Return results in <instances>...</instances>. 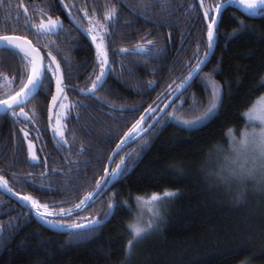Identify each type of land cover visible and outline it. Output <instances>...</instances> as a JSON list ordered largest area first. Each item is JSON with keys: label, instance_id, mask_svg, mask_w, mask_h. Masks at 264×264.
Masks as SVG:
<instances>
[{"label": "trees", "instance_id": "obj_1", "mask_svg": "<svg viewBox=\"0 0 264 264\" xmlns=\"http://www.w3.org/2000/svg\"><path fill=\"white\" fill-rule=\"evenodd\" d=\"M183 1H187V12L179 8ZM192 1L150 0L139 4L140 13L145 16L140 26L146 31L152 30L147 39L155 43L150 53L128 57L120 53L121 46L132 44L136 39L143 41L149 33L123 31L117 37L113 34L110 39L105 37L108 72L113 67L111 75L119 80H109L98 92L106 104L92 96H82V105L67 119L68 143L60 145L63 154L60 169L44 178L45 186L52 189H39L25 180L23 175L29 171L24 167H31V163L20 156L17 144L7 147V133L3 130L6 119L0 118L3 127L0 133H4L0 136V156H5L0 167L9 168L12 175L18 173L13 180L33 193L25 196L51 207L57 206L58 201L75 207L95 189L96 181L105 174L112 151L132 125L143 116L142 127H146L177 92L170 91L169 85L175 89L208 52L203 12L209 7L214 9L219 0H204L202 14L197 2L194 10L188 7ZM64 4L76 5L77 20L82 27H85V12L87 17L92 16L102 23V2L64 0ZM60 8L64 15L63 4ZM220 21L219 38L209 64L159 123L116 158L112 169L132 151L127 160L132 169L130 175L112 184L98 202L81 213L89 220H103L107 205L114 203L117 205L115 214L87 238L78 239L69 235L66 228L46 227L26 203L0 192V264H126L127 243L131 239L127 229L135 218L137 197L147 198L166 189L178 191L180 195L162 208L164 222L159 224V231L136 244L132 250L135 260L145 264H246L249 261L264 264V193L249 185L246 198L237 202L235 187L226 190L209 175L216 164L217 148L227 151L229 147L232 139L229 129H234L238 137L245 125L242 114L251 101L264 95V89L254 91L264 78V17H251L231 5ZM70 28L67 26L60 35V46L55 44L50 50L64 61L71 84L82 83L79 86L89 87L99 70L96 48L84 33L72 32ZM233 32H238L239 37L233 38ZM169 39L178 42L185 39V47L174 55L168 47ZM21 71L18 58L0 52V77L11 80ZM85 71L94 74L86 80ZM207 79L222 86L219 114L202 126L186 130L169 114L178 109L182 101L186 103L182 110L175 112L176 118L191 119L199 114L193 113L191 107L194 100H202L207 105L210 96L202 87ZM2 81L0 79V95L13 87L18 90L17 85H2ZM149 82H153L151 88ZM51 94L52 89L49 95L40 94L33 101L37 111L45 110L46 116ZM113 104L119 109L138 108L139 111L115 113L116 110L106 106ZM150 108L156 111L149 114ZM47 137L53 144V138L48 134ZM17 149V161L12 163Z\"/></svg>", "mask_w": 264, "mask_h": 264}, {"label": "snow or ice", "instance_id": "obj_2", "mask_svg": "<svg viewBox=\"0 0 264 264\" xmlns=\"http://www.w3.org/2000/svg\"><path fill=\"white\" fill-rule=\"evenodd\" d=\"M64 8H75V4H64V0H60ZM237 5L243 9L250 16L264 17V0H219L215 4L214 9L209 7L203 12V19L207 22V48L209 52L213 49L214 44L219 38L218 26L220 21L221 11L226 6ZM23 8L24 26L27 31H30L36 38V43L33 40L28 39L26 35L16 34L19 30L16 28H6L0 31V52H7L13 58H18L22 71L18 77H13L9 80L8 77H0L12 85L17 87L11 88L4 95H0V114L10 115L15 118L18 123H36L35 112L29 115V112H25L27 107L36 96L44 94L45 96L51 93L53 81L55 82V93L51 94V106L49 107V121L53 119L55 115L53 109L58 105L61 100H67L66 90L69 85L65 83L66 77L61 69L60 62L56 56L52 54L51 50H48L55 46V41L49 39L53 35H58L63 31V24L59 19H53L51 15H48L43 8L39 6H33L36 8L40 17L39 23H34L33 17L28 15V7L23 4L20 5ZM200 7L204 8V0H200ZM147 10V7H146ZM213 11L215 14H213ZM70 16L71 12L68 13ZM87 17V12H85ZM117 10L113 7L109 9L105 15V20L112 22L117 19ZM75 23V17H73ZM88 23L90 27L86 29L87 35L91 37L92 43L96 47L99 75H96L95 80L91 81V88H81L80 93L84 95H91L97 101L102 104L106 102L96 95L97 90L103 87L105 83V76L109 70V58L108 51L105 46V37L111 38V34L108 31V26L100 23L98 20L93 21L89 18ZM233 38H238L239 33L233 32ZM44 37L45 42L43 46L40 45V38ZM153 41L147 40V46L137 45L135 49H121V53H128L130 51H136L138 53H150ZM44 51L42 55L41 52ZM58 51V49H57ZM199 50L197 49V53ZM209 52L204 53V59L197 61L196 65L191 68L188 76L184 78L182 83L176 85L175 89L169 85L170 91H181L190 86V81L199 75L202 71V66L206 64ZM67 60V57L64 58ZM153 86V82H149V88ZM205 91L209 94L210 99L205 105L204 101H195L191 107L193 113H199L193 115L191 119H179L175 117L177 110H182L184 103L182 101L178 109H174L172 114H169L171 118L176 119V123L181 125L186 130H191L202 126L205 122H210L218 114L222 105L223 89L218 82L212 79H207L202 84ZM264 89V78H262L254 91ZM73 90H75L73 88ZM60 107H70L68 105L59 104ZM121 112L135 113L139 111L138 108H120L116 109V106L106 105ZM71 107H74L71 106ZM167 107V106H166ZM19 109V111H17ZM149 114L156 111L154 108H150ZM22 118V119H21ZM66 119V117H64ZM241 119L245 121L244 128L240 131L237 137L234 129H229L232 133V139L229 141V147L227 151L222 148H217L216 164L209 175L215 177L218 185H222L226 190L231 191L234 187L237 189L234 199L239 202L243 201L247 196L248 186L252 185L254 190L264 193V96L257 97L256 100L249 103L248 108L242 114ZM145 117L141 116L139 120L132 125L129 132L125 134V138L121 140L120 144L116 147L121 149L123 145L134 142L136 139H143L155 125L149 124L146 127H142ZM56 127L52 129L54 135L59 137L58 146L66 145L68 141L64 139V125L61 123V117L56 116ZM155 123H159L158 120ZM167 123V121H166ZM164 125H161L163 127ZM23 133V138L28 139L29 132L23 128L20 129ZM29 155L32 162L37 161L36 152L33 150V144L31 140L28 143ZM84 149L81 148V152ZM114 152L113 155H117ZM132 154H128L125 158H122L119 164L116 165L111 172L105 168V175L100 180L96 181V187L93 191L88 192L79 204H76L74 208L63 209L59 212L49 211V204H42L31 196H21L20 199L26 202L30 206V212L35 216H38L41 220L47 223L52 228H66L68 234L78 239L87 238L90 233L96 231L98 227H102L112 215L115 214V208L117 205L109 203L107 205L108 212L104 215V219H90L87 223L73 222L65 223V219H70L73 215L82 211L85 207L90 206L99 201V199L106 193L112 184L119 182L131 173V168L127 164V160L131 158ZM113 162V157H109V163ZM47 166V160L45 159L44 165ZM56 171V170H53ZM47 173H41V176H46ZM28 183H34L28 181ZM0 187H3L6 191L11 192L12 189L8 187V182L0 176ZM180 195V192L175 190L166 189L162 193H152L149 197H137V204L143 205L146 208V213L142 212L135 221L128 225V231L131 235V239L127 243L126 261L130 258L132 250L135 248L141 240L147 238L150 235L156 234L159 231V224L164 222L162 215V208L168 203H171L175 198ZM63 203V202H61ZM55 207V205H53ZM43 209V211H42ZM148 215V219L144 220V215ZM58 217L59 219H52ZM87 229V231H85Z\"/></svg>", "mask_w": 264, "mask_h": 264}, {"label": "flooded vegetation", "instance_id": "obj_3", "mask_svg": "<svg viewBox=\"0 0 264 264\" xmlns=\"http://www.w3.org/2000/svg\"><path fill=\"white\" fill-rule=\"evenodd\" d=\"M72 1L75 3H81L84 1H89L90 3L102 2L104 4L103 6L100 7L101 13H102V15H101L102 24H105L106 26L110 25L108 27V31L110 34H113V37H117L118 34L120 32H123V31H129L132 33H139L142 31L143 33H149V34H147V36H145L143 41L136 39V41L132 44L121 46L120 50L124 49V48L132 50V49H135L137 47V45L147 46V40H148L147 38L150 35V33L152 32V30L146 31L145 28L140 26L141 19L145 18V16L140 13L139 8L141 7V5H139V4L142 1H150V0H72ZM196 2H197V6L200 9V12L202 14L203 8L201 9V7H200V4H199L200 0H199V2L195 1V0H194V2L192 1V3L190 5H188V7L190 9L194 10V8L196 6ZM21 4L28 7V9H29L28 15L33 17L32 22H34V23H39V19H40L36 8L33 7L34 5L39 6L40 8H43L44 11L48 15H51L53 19H59L60 21L63 22V31L59 32L58 35H53V36L49 37V39L55 41V44L57 47L60 46L59 37L65 31L67 26L72 27L69 29L72 32L80 31L81 33H84V35L87 38V41L92 43L91 37L87 35V32L85 30L90 27V25L88 23L89 18L93 19V21H96L98 19L94 18L92 16L86 17L85 27H82L77 20V15H76V10H75L76 8H72V9L69 8V11L66 8H64L65 9L64 15H62V13H61L62 9L60 8V5H62V4L60 3V0H0V31L4 30L6 28H16L19 30L17 33H20L22 35H26L28 39L33 40L34 44L36 43V38L32 35V33L30 31H27L25 29L23 8L20 7ZM113 7L117 10L118 17H117V19L113 20L112 22L106 21L105 15H106L107 11ZM179 8L187 9L185 11V12H187L188 11L187 1L181 2ZM227 8H229V7H227ZM69 12H71V14H72L71 16L68 14ZM223 12H222V14H223ZM14 14L16 17L14 16ZM222 14H221V16H222ZM221 16H220V18H221ZM73 17H75V23L73 22ZM16 18H19V21H17ZM169 40L170 41L168 42V47H169L171 52H174L173 53L174 55L177 54L180 50H182L185 47L184 46L185 39L184 40L181 39L179 42L177 39H174L173 41H172V39H169ZM186 40H187V38H186ZM151 41H153V45L151 46V48H155L154 40H151ZM44 42H45V38L41 37L39 46L42 47ZM48 50H50V49H48ZM120 53H121V51H120ZM42 54H44V51H42ZM52 54L54 56H56L57 60L60 62L61 69L64 72L65 77H66L65 83L69 85V88L66 90V95H67V98L69 100L70 107L67 111V117L64 120V133H65L64 139H66V130H67V122L66 121H67V119L69 118V116L71 115V113L73 111H75L77 108H79L82 105L81 97L82 96L91 97V95H84V94L80 93L79 89H81L83 87H81L79 85H82V83L71 84L72 80H71V78L68 77L69 72L66 69V65H65L64 61L61 58H59V56L56 55L55 53L52 52ZM121 54L128 57V55H139L141 53H138L136 51H130L128 53H121ZM112 71H113V67H112L111 72ZM111 72L110 71L108 72L107 79H106L105 83L103 84V87L109 80L110 81H112V80L118 81L119 80L118 78H113L111 75ZM120 72H122L121 66H120ZM85 73H86V80L88 78L92 77L94 74V72L90 73L89 71L88 72L85 71ZM97 75H99V70H98ZM4 84H8V82L3 80L2 85H4ZM121 85H123V86L125 85L124 81H121ZM85 86L86 85H84V88H86V89L91 88V86H89V87H85ZM73 88L75 90H73ZM102 88H100L96 92L97 96H99L98 92ZM185 91H187V90H185ZM54 93H55V82L53 81L52 94H54ZM182 94L170 105V107L166 110V112L159 119V121L169 111L171 106L182 96ZM34 100L35 99H33L30 103H28V105L24 109V111L29 112V115H31L32 111L34 110L36 123H34V124L33 123H18L16 121V119L11 117L10 115L0 114V118H2V120H5V119L7 120V122H6V120L4 121V128L2 126H0V129L3 128V130H5L4 131L5 134L7 133V135L5 136L6 137L5 140L7 141V144H6L7 147L9 148L11 143L17 144L18 148H20V153H19L20 156H24L31 163V167H29V165L24 167V170L29 171L28 173L23 175V176H26L25 180L26 181H33L34 184L37 185V187L39 189H46V188L52 189L53 187H51V186H49V187L45 186L44 178L50 177L51 175H53L55 172L53 170L60 169L59 166H60L61 158H62L63 154H62L61 146L60 145L58 146V140L59 139L54 135V133L52 131L53 126H52V120H51V122L49 121V111L47 113V116L44 113L45 110L37 111L36 106L34 105L35 103H33ZM169 100H168V102H169ZM50 103H51V100L49 101V104ZM73 105H74V107H71ZM165 105L162 107V109L165 107ZM110 109H113V108H110ZM116 109H119V108H116ZM162 109L156 114V116L148 124H150L157 117V115L162 111ZM17 111H19V109ZM107 113H109L110 115H113L109 111H107ZM115 113H118V110H116ZM45 117H47V118H45ZM21 128H23L25 131L29 132L28 139L23 138V133L20 131ZM47 130H48V133H47ZM1 134H4V133H0V136H1ZM47 134L53 138V144H51L49 142ZM29 140H31V143L33 144V150L36 152V155H37V161L36 162H32L30 159L29 148H28ZM60 153H61V155H60ZM127 153L132 154V151H130V152L128 151ZM2 154H3V151H2ZM17 154H18V149L15 151L16 157L12 159V161H11L12 163L17 161ZM2 156L5 157L4 155L0 156V163L2 162ZM116 158H115V160H116ZM45 159L47 160V166L46 167L43 166ZM115 160H114V162H115ZM11 162H10V166H11ZM114 162L112 164V168H113ZM106 168H107V166H106ZM112 168H111V170H112ZM111 170H110V172H111ZM45 172L47 173V175L42 177L41 173H45ZM17 175H18V173H15L14 175H12L11 170L9 168H5V170H3L0 167V176H2L8 182V187L14 191V192L11 191V193L18 194L20 196H25V195L31 193V192H29V190L26 186L22 185L20 182L16 183V181L13 180V179H16ZM0 192L3 193L8 198L12 199L10 196H8L3 191L0 190ZM31 194H33V193H31ZM42 199H44V197H42ZM12 200H14V199H12ZM57 204L58 205L55 207L49 206V211L59 212L61 210V208L65 209V210L70 209V208H74V207L68 206L67 202H65V201H63V203H61V201H58ZM85 209L86 208H84L83 210L85 211ZM84 211H79L78 214L73 215L70 219L66 218L65 219L66 223H73L76 220V218L89 220V218L87 216L81 215V213ZM52 219H59V218L56 217V218H52ZM78 221L79 220H76L75 222H78Z\"/></svg>", "mask_w": 264, "mask_h": 264}, {"label": "water", "instance_id": "obj_4", "mask_svg": "<svg viewBox=\"0 0 264 264\" xmlns=\"http://www.w3.org/2000/svg\"><path fill=\"white\" fill-rule=\"evenodd\" d=\"M237 6V5H236ZM227 7H229V6H226L222 11H221V14H222V12L227 8ZM239 7V6H238ZM243 10V9H242ZM248 14V13H247ZM249 15V14H248ZM221 16V15H220ZM250 16V15H249ZM251 17H254V16H251ZM62 22V21H61ZM62 24H63V22H62ZM94 45V44H93ZM215 46H216V43L214 44V46H213V49L209 52V50H208V52H209V55H208V58H207V62H206V64L205 65H203L202 66V71L204 70V68L209 64V62H210V60H211V58H212V56H213V54H214V51H215ZM94 47H95V45H94ZM96 48V47H95ZM41 54H42V52H41ZM43 55V54H42ZM202 71H200V73L202 72ZM200 73H199V75H200ZM107 75H108V72H107V74H106V76H105V81H106V79H107ZM199 75H197L195 78H194V80H192V81H190L189 83H190V85L196 80V78L199 76ZM189 88V86H186V88L184 89V90H181V91H178L177 93H175L173 96H172V98L169 100V102L165 105V107L162 109V111L157 115V117L150 123V124H156L155 123V121L156 120H158L159 121V119L163 116V114L166 112V110L170 107V105L185 91V90H187ZM98 91V90H97ZM50 106H51V103H50ZM167 106V107H166ZM55 109H56V107L53 109V111L55 112ZM146 135V134H145ZM144 135V136H145ZM140 139H136L134 142H131V143H127V144H125V145H123L122 146V148L121 149H117V147H115L114 148V150L112 151V153H111V155H110V157H113V162H114V160H115V158L123 151V150H125L126 148H128L129 146H131L132 144H134V143H136V142H138ZM120 144V143H119ZM114 152H117L118 154L117 155H113V153ZM113 162L112 163H109V160H108V163H107V169H108V171L110 172V170H111V168H112V164H113ZM0 190L1 191H3L4 193H6L8 196H10L12 199H14V200H16V201H20V202H24V201H22L21 199H20V195H18V194H14V193H11V192H8V191H6L3 187H0ZM24 203H26V202H24ZM27 204V203H26ZM28 205V204H27ZM29 206V205H28ZM30 207V206H29ZM86 208V207H85ZM53 218H56V217H53ZM41 222H42V220H40ZM44 222V221H43ZM42 222V223H43ZM46 227H48V228H50V229H54V230H57V229H60V230H66V229H64V228H52V227H50L47 223H43Z\"/></svg>", "mask_w": 264, "mask_h": 264}, {"label": "rangeland", "instance_id": "obj_5", "mask_svg": "<svg viewBox=\"0 0 264 264\" xmlns=\"http://www.w3.org/2000/svg\"><path fill=\"white\" fill-rule=\"evenodd\" d=\"M264 96V95H262ZM59 104H63V105H68L70 106V103H69V100L67 98V100H61L58 105L56 106V109H55V115L53 116V119H52V126L53 128L56 127V123H55V120H56V116H60L61 117V123L64 125V120L65 118L64 117H67V111L69 109V107L65 108V107H60ZM64 131V128L62 129ZM56 136V135H55ZM58 139L59 137L56 136ZM136 203V213H135V218H134V221L136 220V218L138 217V215H140L142 212L146 213V208L143 206V205H138L137 202ZM49 210V209H48ZM43 211V209H42ZM149 217L147 214L144 215V220H147ZM66 223V221H64ZM127 263L126 264H145L143 263V261L141 260H135V257L133 255V253H131V256L129 259H127ZM246 264H253V262L249 261L247 262Z\"/></svg>", "mask_w": 264, "mask_h": 264}]
</instances>
